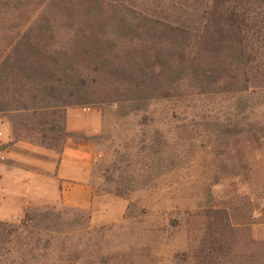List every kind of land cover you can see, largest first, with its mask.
Segmentation results:
<instances>
[{"label": "rangeland", "instance_id": "obj_1", "mask_svg": "<svg viewBox=\"0 0 264 264\" xmlns=\"http://www.w3.org/2000/svg\"><path fill=\"white\" fill-rule=\"evenodd\" d=\"M184 4L0 0L16 139L57 161L68 109L103 123L91 209L0 220V264H264V28L204 55L169 29L194 24Z\"/></svg>", "mask_w": 264, "mask_h": 264}, {"label": "crops", "instance_id": "obj_2", "mask_svg": "<svg viewBox=\"0 0 264 264\" xmlns=\"http://www.w3.org/2000/svg\"><path fill=\"white\" fill-rule=\"evenodd\" d=\"M102 126L97 109H68L69 136L54 161L43 148L17 140L13 123L0 117V220L21 218L29 206L61 204L90 210L93 138L101 133Z\"/></svg>", "mask_w": 264, "mask_h": 264}, {"label": "trees", "instance_id": "obj_3", "mask_svg": "<svg viewBox=\"0 0 264 264\" xmlns=\"http://www.w3.org/2000/svg\"><path fill=\"white\" fill-rule=\"evenodd\" d=\"M181 9L189 14L191 22L195 20L194 24L169 25V29L188 37V49L201 43L199 50L204 55L216 52L219 38L235 37L244 43L256 36V28H264L258 25L264 24V0H185Z\"/></svg>", "mask_w": 264, "mask_h": 264}]
</instances>
